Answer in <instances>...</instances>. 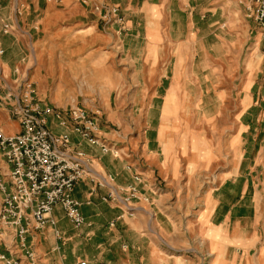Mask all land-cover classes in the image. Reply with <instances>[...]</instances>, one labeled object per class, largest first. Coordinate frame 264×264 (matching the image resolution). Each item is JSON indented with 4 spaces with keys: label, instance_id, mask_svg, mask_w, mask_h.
<instances>
[{
    "label": "rangeland",
    "instance_id": "obj_1",
    "mask_svg": "<svg viewBox=\"0 0 264 264\" xmlns=\"http://www.w3.org/2000/svg\"><path fill=\"white\" fill-rule=\"evenodd\" d=\"M139 1L142 7L144 0ZM75 3L85 15L69 14L66 6ZM124 4L55 0L52 10L31 15L35 46L27 50L23 75L47 103L84 108L96 118L97 138L111 150L95 146L137 165L139 184L123 196L130 197L132 187L138 192L123 206L146 239L145 263L139 264H148V250L159 247L163 264H264V254L255 248L249 255L239 251L238 243L211 222V192L240 157V115L248 108V116H264L253 96L261 92L258 104L264 108V60H254L263 53L261 26L249 17L247 0H146L152 60H132L138 48L128 55L109 26L123 18ZM111 13L117 14L112 20ZM172 84L178 88V109L168 118L170 134L162 137ZM255 137L251 128L243 141L254 147Z\"/></svg>",
    "mask_w": 264,
    "mask_h": 264
},
{
    "label": "crops",
    "instance_id": "obj_2",
    "mask_svg": "<svg viewBox=\"0 0 264 264\" xmlns=\"http://www.w3.org/2000/svg\"><path fill=\"white\" fill-rule=\"evenodd\" d=\"M124 1L126 4L120 9L123 18L109 25L111 35L118 46L127 50L130 56L138 48L132 60H152L150 57L152 44L151 42L146 44V0L143 1L142 7H138L139 0ZM53 2L55 0H0V49L4 50L0 54V76L10 84L18 73H24L27 50H32L35 46L32 27L28 23L31 15L35 16V13L43 10H52ZM66 9L69 14L77 12L82 16L86 11L78 3L66 6ZM116 16V13H111L110 19ZM34 18L37 20L40 17ZM37 23H40V20ZM6 24L10 25L7 33L4 32ZM261 48L262 55L254 60H264L263 38L258 43V49ZM162 59L158 58V60ZM256 65H259V62L256 61ZM260 93H253L254 97L258 96V102ZM258 102L255 100V104L261 108ZM260 108H257V112L263 113L264 108ZM7 113L8 111L0 107V128L7 134H15L20 130L19 123L11 119ZM247 113H249L248 108L240 115L239 123L243 128L240 131L242 146L238 162L232 174L222 180L211 192L214 201L211 222L220 229L219 231L224 232L225 237L227 234L228 240L238 243L236 247L239 251H246L249 255L255 248L262 257L264 254V137L261 135L264 131V116L259 113L252 117ZM244 118L252 120L243 121ZM49 127L58 134L69 133L73 144L91 155L92 174L78 182L73 191V197L80 203V211L86 222L80 227L75 226L64 209L56 206L52 212L54 224L37 228L32 219L29 221L26 238L28 247L37 256L34 262L25 254L13 228L6 230L3 237L5 242L0 244V251L8 256L18 257L22 264H80L83 259L93 264L145 263L142 258L145 250L141 249V245L145 244L146 239L140 232L142 229L135 225L134 218L126 216L123 205L102 200V196L109 194L110 191L123 196L129 186L138 185L135 180L137 165L129 166L130 161L126 158H115L103 153L98 146L90 144L75 133L71 126H60L55 118L50 119ZM251 128L256 130L254 147L247 146V140L243 141L245 133ZM248 149L251 152H248ZM0 165L7 167L1 157ZM161 168H164L163 164ZM148 177L150 176H147V179ZM101 178H105L109 184L98 185ZM148 191L149 189L147 193ZM148 253L150 254L146 261L148 264H151V258L155 259L157 264H163L165 256L160 247L150 249ZM214 254L215 252H212V255Z\"/></svg>",
    "mask_w": 264,
    "mask_h": 264
},
{
    "label": "built area",
    "instance_id": "obj_3",
    "mask_svg": "<svg viewBox=\"0 0 264 264\" xmlns=\"http://www.w3.org/2000/svg\"><path fill=\"white\" fill-rule=\"evenodd\" d=\"M52 1V0H50ZM249 17L261 26L264 39V0H247ZM116 12V11H115ZM10 25L4 26L9 32ZM4 52L0 49V54ZM0 106L6 108L17 119L20 130L5 135L0 130V155L6 169L0 167V240L6 230L15 229L20 244L34 262L35 255L27 244L28 224L32 219L37 228L54 224L53 209L61 206L77 227L86 220L80 211V203L73 197L78 182L92 174V158L72 143L69 133H55L49 127L55 118L60 126H71L72 130L104 152L111 149L96 136V118L80 106L60 108L47 103L39 96L36 83L23 74H17L10 84L0 76ZM5 171V172H3ZM137 182L139 176H135ZM105 178L98 185H108ZM137 187V185H136ZM136 187L129 189L130 197L116 192L102 196L104 201L128 205L135 197ZM1 264H22L18 257L7 256L0 251ZM80 264H92L83 259Z\"/></svg>",
    "mask_w": 264,
    "mask_h": 264
},
{
    "label": "bare ground",
    "instance_id": "obj_4",
    "mask_svg": "<svg viewBox=\"0 0 264 264\" xmlns=\"http://www.w3.org/2000/svg\"><path fill=\"white\" fill-rule=\"evenodd\" d=\"M190 101V100H189ZM178 88L175 84L170 88V91L168 93V96L166 97V102L164 105V110H163V125L161 126V132L160 135L162 137L168 136L170 134V130L167 129L168 125V118L171 117V114L174 109H178ZM188 106L186 107L188 109Z\"/></svg>",
    "mask_w": 264,
    "mask_h": 264
}]
</instances>
